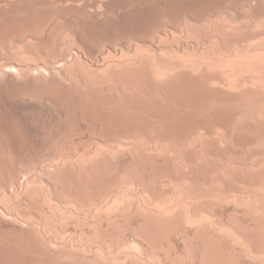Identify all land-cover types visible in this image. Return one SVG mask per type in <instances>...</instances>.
Returning a JSON list of instances; mask_svg holds the SVG:
<instances>
[{"label": "bare ground", "instance_id": "6f19581e", "mask_svg": "<svg viewBox=\"0 0 264 264\" xmlns=\"http://www.w3.org/2000/svg\"><path fill=\"white\" fill-rule=\"evenodd\" d=\"M180 1L0 0V264H264V0Z\"/></svg>", "mask_w": 264, "mask_h": 264}, {"label": "rangeland", "instance_id": "374dc122", "mask_svg": "<svg viewBox=\"0 0 264 264\" xmlns=\"http://www.w3.org/2000/svg\"><path fill=\"white\" fill-rule=\"evenodd\" d=\"M188 1H189V2H188ZM190 1H191V0H186V1H185V0H182V1H180V2H182V4L189 5L188 3H190ZM194 1H195V2H194ZM202 1H203V2H202ZM210 1H212L210 4L217 3V1L221 2V0H208V1H206V0H201V3L209 4V3H207V2H210ZM222 1H227V0H222ZM178 2H179V1H178ZM198 2L200 3V0H197V1H196V0H192V3H198ZM219 2H218V3H219ZM137 10H140V9H137ZM137 10H135V12L133 11V12H132L133 14H132V13H130L131 15L129 14V15H130L129 17H130V18L132 17L131 19H129L128 16H127V20H126V22L128 21V23H129L130 21H132V22H130L129 24H128V23H125V22H124V24H123V22L121 21L122 23L119 22V23H118L119 25H118L116 22H114L113 24L116 23V25H112V23H109V26H108V27H107L106 23H103L104 26H103V24H101L102 26L100 25V27H99V25H98V26L96 25L97 27H96L95 25H93V27H91V25H90L89 27H90V29L92 30V32H93V33L95 32V34L97 35L98 32L100 33V32H102L103 30H104V32H108V31L110 30L109 28H111V27H113V30H114V27H115V30H116L117 27H118L117 29L120 30V28L122 29V26H124L126 29H127V28H132V25H133V26H134V25H140L141 23H143V22H144V19L146 18V17H145L146 15L149 14V17H152V16H153L152 11H150L151 13H149V11H148V14H147V12H145V11H141V10H140L139 12H137ZM137 13H138V14L140 13L139 17H141V16H142V17L139 18L137 15H135V14H137ZM144 13H145V14H144ZM143 14L145 15V16H144L145 18L143 17ZM132 15H133V16H132ZM134 16H135V17H134ZM137 17H138V18H137ZM149 17H148V18H149ZM143 18H144V19H143ZM132 19H133V20H132ZM135 19H137V20H138V19H142L143 22H142L141 20H138V21H140V22H139L140 24H139L137 20L134 22ZM129 20H130V21H129ZM136 22H137V24H136ZM131 23H132V24H131ZM134 23H135V24H134ZM122 24H123V25H122ZM105 25H106V27H105ZM120 26H121V27H120ZM126 26H128V27H126ZM102 27H103V28H102ZM94 28H95V29H94ZM97 28H98V29H97ZM99 28H100V30H101V28H102V30L100 31ZM123 29H124V28H123ZM123 29H122V30H123ZM94 30H95V31H94ZM98 30H99V31H98ZM105 30H108V31H105ZM111 30H112V28H111ZM111 30H110V31H111ZM113 30H112V31H113ZM115 30H114V31H115ZM110 31H109V33H110ZM99 33H98V35H101L103 32L100 33V34H99ZM111 33H112V32H111ZM4 91H5V92H4ZM3 92H4V93H3ZM9 92H10V91H8V89H5V88H4V90L2 89L1 92H0V101H1V102H0V103H1V104H0V108H1V109H0V111H1V112H0V129H3V132L6 130L5 132L8 133L9 135H10L11 132L13 133L12 136H13V135H17V136H13V137L10 136V138L13 139V140H16V139H17V140H16V143H18V142H20V140H21V139L18 140V138H20L21 136H20L19 134H16L17 132L14 133L15 130H16V126H17L18 124H19V125L23 124L24 126H26V128H24V126L21 125V126L25 129V132H26L27 134H29V135H30V134H34V132L31 131V130H32V128H31V127H32V122H33V121L31 122V120H32L31 117L33 116V118H34V116H35L37 119H40V121H41V118L44 117L42 120H44L45 118H48L49 120H48V119H45V120H46V121H51L50 119L53 117L52 115H54V114H52L53 111H52V110L50 111L49 108H47V110H46V109H43V107H37V109H36V108H32V109L28 108L29 111H31V110H32V111L29 112V111H27L28 109H27V110L25 109V110H26L25 112H26L27 115H26L25 112H24V115H23L22 117H23V118L25 117V118L23 119V118L21 117V115L23 114V111H24V110H23V109H24L23 106L20 105V104H17L16 102H14V99L11 100V98H9V97H10V95H9L10 93H9ZM7 93H8V94H7ZM3 94H4V95H3ZM2 95H3V96H2ZM5 96H6V97H5ZM2 97H3V98H2ZM7 97H8V98H7ZM2 99H3V100H2ZM5 99H7V101H5ZM9 100H10V103L8 102ZM4 101H5V102H4ZM6 102H7V103H6ZM11 102H12V103H11ZM2 103H3L4 105L6 104V106H3ZM11 106H12V107H11ZM15 106H16V107L18 106V107L16 108ZM5 107H6V109H5ZM9 108H10L11 111L9 110ZM39 108H40V109H39ZM19 109H20V110H19ZM41 109H42V110H41ZM7 110H8V112H7ZM13 110H14V111H13ZM17 110H18V111H17ZM48 110H49L50 112H52V113H51L52 115H49L50 112L48 113ZM4 111H5V112H4ZM20 111H22V112H20ZM35 111H36V112H35ZM37 111L41 113L40 116H38L39 113H38ZM11 112H12V113H11ZM15 112H17V113H15ZM27 112H28V113H27ZM42 112H43V113H42ZM46 112H47V113H46ZM8 113H9V115H8ZM10 113H11V114H10ZM35 113H36V115H35ZM1 114H2V115H1ZM4 114H5V115H4ZM14 114H15V115H14ZM20 114H21V115H20ZM42 114H43V116H42ZM44 114H45V116H46V115H48L49 117L51 116V118H49V117H45ZM3 115H4V116H3ZM6 115H7V116H6ZM28 115H29V117H27ZM3 117L6 118V119H4ZM9 117H11V118H9ZM14 117H15V119H13ZM17 117H18V118H17ZM39 117H40V118H39ZM54 117H55V116H54ZM29 118H31V120H30ZM36 118H35V119H36ZM11 119H12V120H11ZM25 119H26V120H25ZM28 119L30 120V122H29ZM5 120H7L8 122L5 121ZM14 120H15V121L17 120V123H16ZM18 120H20L19 123H18ZM24 120H25V121H24ZM10 121H11V123H10ZM3 122H4V123H3ZM13 122H14V123H13ZM26 122H29L31 125H29V123H28V126H27V123H26ZM2 123H3V124H2ZM6 123H7L8 125H6ZM25 123H26V124H25ZM10 124H11V125H10ZM14 124H15V125H14ZM2 125H3V126H2ZM9 125H10V126H9ZM13 125H14V126H13ZM21 126H20V127H21ZM30 126H31V127H30ZM6 127H7L8 129H7ZM9 127H10V128H9ZM11 127H12V128H11ZM28 127H29V128H28ZM4 128H5V129H4ZM30 128H31V129H30ZM9 129H10V130H9ZM13 129H14V130H13ZM24 129H23V130H24ZM27 129H28L29 132L27 131ZM1 131H2V130H1ZM9 131H10V132H9ZM30 131H31V132H30ZM26 133H25V135H23V137L26 138V140H28V142L33 141V139H35V138H34L35 135H34V136H33V135H30V137H32V138H30V137H28L29 135L26 136ZM17 137H18V138H17ZM27 137H28V138H27Z\"/></svg>", "mask_w": 264, "mask_h": 264}]
</instances>
